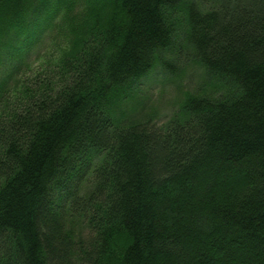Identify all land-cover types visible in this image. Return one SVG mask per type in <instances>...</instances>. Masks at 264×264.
Wrapping results in <instances>:
<instances>
[{
    "label": "trees",
    "instance_id": "1",
    "mask_svg": "<svg viewBox=\"0 0 264 264\" xmlns=\"http://www.w3.org/2000/svg\"><path fill=\"white\" fill-rule=\"evenodd\" d=\"M87 1L0 0V264H264V0ZM61 8L75 38L29 79ZM192 62L220 95L127 111Z\"/></svg>",
    "mask_w": 264,
    "mask_h": 264
},
{
    "label": "rangeland",
    "instance_id": "2",
    "mask_svg": "<svg viewBox=\"0 0 264 264\" xmlns=\"http://www.w3.org/2000/svg\"><path fill=\"white\" fill-rule=\"evenodd\" d=\"M91 6L93 5L87 0H77L73 15L89 11ZM66 19L69 18L65 17L64 8L58 9L55 20H50L49 26L38 37L39 40L31 50L25 64L27 78L34 79L39 74L43 76L42 78L46 77L45 73L49 71V68L71 46L75 37L70 28L68 32L64 31L68 24ZM221 93L222 90L217 83L209 82L202 67L192 62L182 69L178 77L171 79H166L160 69H154L134 88L132 96L124 106L130 113L141 110L158 124H164L178 114L189 95L218 96Z\"/></svg>",
    "mask_w": 264,
    "mask_h": 264
}]
</instances>
